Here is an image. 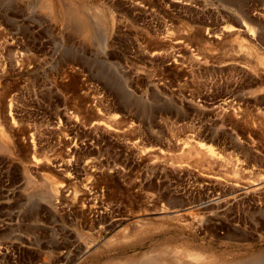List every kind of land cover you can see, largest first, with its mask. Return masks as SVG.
<instances>
[{
    "label": "rangeland",
    "instance_id": "obj_1",
    "mask_svg": "<svg viewBox=\"0 0 264 264\" xmlns=\"http://www.w3.org/2000/svg\"><path fill=\"white\" fill-rule=\"evenodd\" d=\"M39 1L0 0V264H264V0Z\"/></svg>",
    "mask_w": 264,
    "mask_h": 264
},
{
    "label": "bare ground",
    "instance_id": "obj_2",
    "mask_svg": "<svg viewBox=\"0 0 264 264\" xmlns=\"http://www.w3.org/2000/svg\"><path fill=\"white\" fill-rule=\"evenodd\" d=\"M41 1V0H40ZM39 1V2H40ZM44 1V0H43ZM46 1V0H45ZM44 1V2H45ZM47 2H48V0H47ZM42 3V2H41ZM43 4V3H42ZM67 4V3H66ZM45 5H47V3L45 2ZM69 5V4H68ZM44 6V4L42 5V7ZM48 6V5H47ZM46 6V7H47ZM62 6H64V5H62ZM45 7V6H44ZM43 7V8H44ZM67 6H64V8H65V15L64 16H66V18H67V22H69L71 25H72V27L73 28H75L76 29V31H73L74 33H81V35H84L85 37H89L90 35H92L91 34V32H92V30L88 27V22H86V21H89V19H87V17H85L86 15H84V17H85V19H84V17H83V19H84V21L87 23H85V25H83L84 23L83 22H79V19H81L80 17H79V15L77 14V12H76V10H75V8L73 7L72 8V5H71V7L69 8V7H67ZM51 8V7H50ZM53 8V7H52ZM72 8V9H71ZM44 9H46V8H44ZM63 9V8H62ZM80 10V9H79ZM79 10H78V12H79ZM63 11V10H62ZM80 12H82V11H80ZM83 16V15H82ZM83 19H81V20H83ZM87 19V20H86ZM64 20V19H63ZM65 21V20H64ZM90 25V24H89ZM92 27H94V26H92ZM96 28V27H95ZM94 28V29H95ZM96 30V29H95ZM98 30V29H97ZM94 34V33H93ZM80 34H78V36H79ZM93 36V35H92ZM253 47V46H252ZM250 49H251V46H250ZM256 49V48H255ZM252 51V50H251ZM253 51H254V49H253ZM261 58V57H260ZM259 58V59H260ZM262 59V58H261ZM263 60H264V58H263ZM261 61V60H260ZM263 62V61H262ZM261 64H263V63H261ZM101 73H102V71H101ZM105 73V72H104ZM103 74V73H102ZM103 76V75H102ZM106 75L104 74V77H105ZM110 77H112V76H110ZM112 79V78H111ZM109 80V79H108ZM115 80V79H114ZM114 80L112 79V81H110V82H114ZM117 83V82H116ZM113 84V83H112ZM118 88H119V86H117ZM118 90H121L120 88L118 89ZM1 91V90H0ZM120 94H122V92L120 93ZM123 95H125V94H123ZM1 96V95H0ZM122 96V95H121ZM123 98V97H122ZM124 98H126V95L124 96ZM123 98V99H124ZM129 99H127V101H128ZM2 135H3V133H2ZM5 137H6V134L4 135ZM2 137V136H1ZM2 139V138H1ZM0 141H3V139L2 140H0ZM4 142V141H3ZM2 143V142H1ZM4 144V146H6L5 145V142L3 143ZM187 144V143H186ZM195 144H193V146H192V144H191V146H190V144L188 143V147L186 146V150H188L187 148H189V146H190V150H189V152H187V151H185V152H187V156L185 155V157H187L186 158V160H188V158H189V160H191V158H195L196 160H198L199 162H203L204 161V163L206 162L205 160H207V158H205V156L207 157V155L206 154H208V156H211V157H215L216 156V154H215V152H214V150H213V148L211 147V146H207L206 144H203V143H199L198 145H199V147H197V146H194ZM2 147V146H1ZM3 149H4V147H3ZM205 152H204V151ZM204 153V154H203ZM206 153V154H205ZM185 154V153H184ZM183 156V155H182ZM181 156V158H183V160H185L184 159V156L182 157ZM193 162V161H192ZM198 164V163H197ZM39 187H40V185H38ZM174 217V216H173ZM163 218H165V217H163ZM168 218H170V217H168ZM171 218H172V216H171ZM176 218V217H175ZM173 220H175L174 218H172ZM171 219V220H172ZM147 223V222H146ZM147 230V229H146ZM145 230V231H146ZM126 231V230H125ZM167 231L165 230V233H166ZM147 234V233H146ZM143 236H147V235H145V233H144V235ZM129 237H131L130 235H129ZM128 237V238H129ZM145 237H143L144 239H145ZM172 237V236H171ZM170 237V238H171ZM132 238V237H131ZM135 238V237H134ZM133 238V239H134ZM138 238V237H137ZM169 238V239H170ZM139 239V238H138ZM137 239V240H138ZM142 239V238H141ZM166 239V238H165ZM164 239V242H162L161 243V241H159L160 242V244L158 245V246H156L157 248V250H158V255H157V253L155 252V248H154V250L152 251L153 253H156L155 254V256H154V254H152L153 255V258H152V256L150 255H148V253L147 252H145V254H143V256L141 255V257H138V256H136V258L138 257V259L139 258H141V262H139L140 264H190L191 262H188V260L187 259H193L194 261H196L197 262V264H205V262L207 263L209 260H208V258H207V256H205L203 253H204V251L203 252H200V251H197V250H194L193 248H191V247H187L186 245H188L189 246V244L190 243H188V244H183L184 246L183 247H177V244H178V242H176L177 244H175L174 242H169L170 240L172 241V240H174L173 238H171L169 241H168V239H166L165 240ZM178 238H176L175 240H177ZM134 242H133V244L135 243V241L136 240H133ZM140 241V240H139ZM178 241V240H177ZM137 242V241H136ZM141 242H142V240H141ZM187 242V241H186ZM138 243H140V242H138ZM137 243V244H138ZM143 243V242H142ZM142 243H141V245H142ZM156 243V242H155ZM175 245H174V244ZM182 244V243H181ZM139 246H140V244H138ZM194 245V244H193ZM135 246V245H134ZM194 246H196V245H194ZM152 249V248H151ZM150 249V250H151ZM150 253H151V251H150ZM140 256V255H139ZM147 256H149L148 258H150V259H148L147 258ZM142 257L144 258V259H142ZM210 257V256H209ZM220 257V256H219ZM211 258V257H210ZM216 258H217V256H216ZM222 259V258H221ZM224 259V258H223ZM132 260V259H131ZM130 260V258L128 259H124V260H118V262L117 263H122V264H132V261ZM135 260V259H134ZM137 260V259H136ZM142 260H143V262H142ZM145 260V261H144ZM205 260H208V261H205ZM212 260H214V259H212ZM120 261V262H119ZM137 261H139V260H137ZM204 261V262H203ZM209 262H212L211 260L209 261ZM133 263H134V261H133ZM137 263V262H136ZM136 263H134V264H136ZM214 263V262H213ZM213 263H211V264H213ZM191 264H193V263H191ZM210 264V263H209Z\"/></svg>",
    "mask_w": 264,
    "mask_h": 264
}]
</instances>
